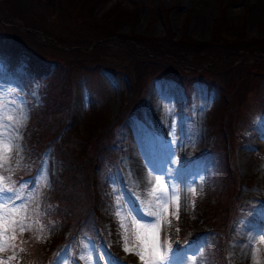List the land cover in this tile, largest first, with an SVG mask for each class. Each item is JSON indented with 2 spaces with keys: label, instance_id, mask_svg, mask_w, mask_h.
<instances>
[{
  "label": "trees",
  "instance_id": "obj_1",
  "mask_svg": "<svg viewBox=\"0 0 264 264\" xmlns=\"http://www.w3.org/2000/svg\"><path fill=\"white\" fill-rule=\"evenodd\" d=\"M64 1L1 2V10L11 11V17L21 22L28 32H21L0 22V54L2 51L5 55L9 54L13 62H17L20 55L24 54L27 56V66L38 75L49 73L50 66L54 65L47 78L45 104L40 114L31 121L30 129L33 130L28 142L31 147L28 161L18 167L19 171L13 179L23 182L27 177L35 175L36 167L32 164L34 158L51 146L55 147L56 157L64 159L69 166L62 174L64 186L59 191L48 192L47 199L41 200L42 207L38 216L40 223H35L39 231H26L23 234L26 241L22 245L24 252L18 253L13 263L50 264L52 252L47 247L41 224L49 225L51 220L64 221L78 235L93 223H102L104 214H109L119 229L113 204L116 195L111 182L114 159L107 151L108 146L116 144L118 128L123 120L130 116H143L142 101L150 80L166 75L179 83L187 95L194 80L203 82L217 93L216 107L209 108L207 112L208 126L216 132V136L213 145L206 152L197 154L196 158L199 159V165L214 162V168L222 176L223 184L218 193L200 186L195 189V194H191L188 205L200 210L209 230L205 231L198 225L191 228L184 224L174 228L171 224L166 226L164 238H169L173 242V249L177 250L194 241L199 234L208 233L214 238L213 250L220 254V259L216 256V264H226L223 253L231 228L241 215L247 213V205L236 195L238 180L235 173V148L244 137L243 132L236 129L241 123L249 121L247 112L251 97L257 107L263 110L261 83L264 81V63L261 59L264 55V38L260 41H245L247 39L238 33L236 26L221 19L215 23L213 35L206 42L189 40L185 31L174 40L168 26L169 33L158 40L134 34L130 36L121 34L120 27L131 16L137 21L140 5L136 7V12L127 11L121 6L97 18L93 10L97 0ZM148 6L147 22L151 26L158 17L166 20L167 9L160 5ZM129 26L131 32L133 24ZM37 31L43 35L45 43L38 44L35 41L33 37ZM115 39L118 42L115 44L117 49H121L122 60L116 65H110L100 58V53L108 49ZM239 40H244L241 42L244 44L238 45L236 42ZM134 42L139 46H135ZM252 43L259 45L254 46ZM239 49L252 53V63H247L244 55L237 54ZM235 54L240 57L237 62L232 59ZM228 56L231 57L226 58ZM105 66L121 70L128 76L131 82L129 97L121 103L113 117L91 109L80 128L70 108L78 79L81 74L89 76ZM163 144L164 141L156 139L158 149ZM69 159L73 162L68 163ZM180 160L183 165L194 168L190 157L184 156ZM91 234L93 237L92 230ZM115 235L120 241L113 246L106 245L104 251L112 253L113 249L123 250L120 234ZM135 263L130 259L127 261V264Z\"/></svg>",
  "mask_w": 264,
  "mask_h": 264
},
{
  "label": "rangeland",
  "instance_id": "obj_2",
  "mask_svg": "<svg viewBox=\"0 0 264 264\" xmlns=\"http://www.w3.org/2000/svg\"><path fill=\"white\" fill-rule=\"evenodd\" d=\"M1 2L2 0L0 22L9 24L21 32H28L21 22L11 17V11L1 10L3 6ZM95 5L93 10L97 18L110 9L121 6L127 11L136 12L137 6L140 5L137 21L131 16V19L126 18V23L120 27L121 34L130 36L134 34L137 37L147 36L158 40L170 32L171 38L176 40L182 35L181 32L185 31L189 40L206 42L213 35L215 23L221 19L236 26L238 33L247 39L245 41H260L264 38V0H97ZM148 5H160L167 9L166 20L158 17L151 26L147 22ZM132 24L130 32L129 25ZM35 33L33 37L35 41L38 44L45 43L43 35L39 31ZM245 41L239 40L236 43L240 45ZM117 43V40L111 42L110 47L100 53V58L110 65H116L122 60L121 49H117L115 45ZM133 44L139 46L136 42ZM3 53L2 51L0 54V103L3 104L0 116L6 118L11 114L19 118L21 111L27 114V120L19 130L22 136L20 140L22 159L13 154L12 167H19L28 161V152L31 149L28 142L33 130L30 129L31 121L40 114L45 104L47 78L54 65L50 66L49 73L38 75L30 70L29 65L27 66V56L24 54L20 55L17 62H13L12 56ZM237 54L244 55L245 61L252 63L253 55L249 50L239 49ZM232 59L237 62L240 57L236 55ZM261 61L264 63V55ZM78 80L70 108L80 128L91 109L101 111L109 117L115 116L121 103L131 92L128 76L121 70L116 71L107 66L98 68L89 76L81 74ZM191 86L187 95L183 87L169 76L151 79L142 101L143 116L141 118L130 116L123 120L118 128L116 144H110L107 151L114 159L111 166V182L116 195L114 206L119 198H122V202L127 201L130 207L135 205L140 207L138 198L151 201L153 198L148 193L156 183L155 176L162 173L152 172L149 166L167 162L170 156L174 163H166V166L169 170L178 169L179 172L174 175L181 181L178 191L179 220L170 217L171 224L174 228L182 224L191 228L198 225L206 231L209 230V225L204 222L200 210L191 208L188 204L192 198L193 188L203 186L218 193L223 184L222 176L214 168V162L199 165V159L196 158L197 154L206 152L213 145L216 136V132L208 126L207 112L209 108L216 107L217 93L201 81L194 80ZM261 97L263 110L257 107L251 97L247 112L249 121L246 124L241 123L236 129L243 132L244 136L235 148V173L238 180L236 195L247 205V213L241 215L231 228L223 253L226 264H255L257 259L259 264H264V241H261V236L264 235V81L261 83ZM5 123L11 122L5 120ZM158 138L164 141L160 149L156 147ZM184 156L191 158L194 168L187 164L183 165L180 158ZM136 158H141L140 160L144 162L145 174L138 172ZM67 162L73 161L69 159ZM32 164H35L36 173L23 182H28L29 188H32L38 176H46V180H41L44 186L40 188L39 194L33 193L28 200L30 207H35V204L39 203L41 209V200L47 199L48 192L59 191L64 186L62 174L69 166L64 159L56 157L54 146L36 156ZM165 181L168 182L167 177ZM171 207L175 208V201L171 203ZM137 219L144 222L154 220L152 217L141 215H137ZM254 222L258 224L262 222L263 229L257 231L254 227H249ZM34 225L35 223L31 231L38 232L39 227ZM166 226L167 224L161 232L162 240ZM42 233L49 251L52 252L50 264H89L81 257L87 256L94 245H100L104 250L103 247L106 245L113 246L120 241L115 235L119 233V229L113 224V218L109 217V214H104L102 223L101 221L100 224L93 223L89 229L81 230L78 235L74 234L71 225L61 220H51L49 225L44 226ZM19 239L24 240V235ZM214 244V238L210 234L201 233L182 248L173 249L174 264H193V255L199 256L200 251L203 252V264H216V256L220 259V254L213 250ZM113 251L111 255L118 258L122 264H127L129 259L135 261V264H140L138 257L133 254L119 249ZM9 255L11 253H0V257L5 259ZM91 255L93 256L91 264H95L96 253L93 251ZM13 262L15 261L9 264H14ZM196 264H199V261Z\"/></svg>",
  "mask_w": 264,
  "mask_h": 264
},
{
  "label": "snow or ice",
  "instance_id": "obj_3",
  "mask_svg": "<svg viewBox=\"0 0 264 264\" xmlns=\"http://www.w3.org/2000/svg\"><path fill=\"white\" fill-rule=\"evenodd\" d=\"M21 108H23L22 104ZM2 111L3 104L0 103V112ZM5 120L11 123L6 124ZM26 120L27 114L23 111L19 113V118L11 114L6 118L0 116V170H3L0 171V253L11 251L7 259L0 257V264H9L17 260L18 253L24 252V248L20 245L26 243L19 238L26 231L32 230L33 223H40L38 218L40 204L36 203L35 207H30L28 200L33 193L39 194L40 188L44 186L41 180H46V176H38L32 188H29L28 182L13 179L19 171L18 167L15 169L12 167L13 154L22 159L20 157L22 136L19 130ZM166 163H174V161L169 156L167 162L149 166L152 172L162 173L155 176L156 183L148 193L153 198L151 201L138 198L140 207H130L127 201L122 202V198L116 200L114 215L118 218L121 247L125 253L138 257L140 264H174L173 242L167 237L162 240L161 232L165 224L171 225L170 217L179 220L178 191L181 181L174 175L179 170H169ZM165 177L168 182L165 181ZM192 192L195 194V188ZM173 201H175L174 209L171 207ZM137 215L152 217L154 220L144 222L142 219H137ZM34 217L37 218L34 220ZM43 227L44 225L41 224V229ZM36 238L40 239V236ZM18 239L19 243H17ZM261 241H264V235L261 236ZM93 251L96 253L95 264H101V262L102 264H122L110 252L102 250L100 245H94L89 250V254L82 256L81 259L91 264ZM197 261L203 264L202 251L199 252V256L193 255V264ZM255 264H259L258 259L255 260Z\"/></svg>",
  "mask_w": 264,
  "mask_h": 264
},
{
  "label": "bare ground",
  "instance_id": "obj_4",
  "mask_svg": "<svg viewBox=\"0 0 264 264\" xmlns=\"http://www.w3.org/2000/svg\"><path fill=\"white\" fill-rule=\"evenodd\" d=\"M143 156V155H142ZM141 158H136L135 159V164H136V166H137V168L139 169V173L140 174H145V172H146V168H145V166H144V162H142L141 160H140ZM249 227H254L257 231H260V230H262L263 229V223L262 222H260L259 224L257 223V222H254V223H252ZM255 233V232H254Z\"/></svg>",
  "mask_w": 264,
  "mask_h": 264
}]
</instances>
